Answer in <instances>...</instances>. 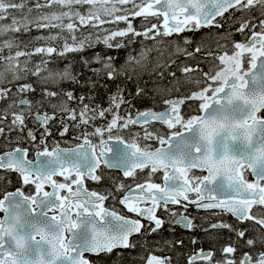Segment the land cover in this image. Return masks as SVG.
I'll list each match as a JSON object with an SVG mask.
<instances>
[{"label": "snow or ice", "instance_id": "6c2138e0", "mask_svg": "<svg viewBox=\"0 0 264 264\" xmlns=\"http://www.w3.org/2000/svg\"><path fill=\"white\" fill-rule=\"evenodd\" d=\"M224 20L233 28L214 46H192L181 35L223 29ZM33 28L49 34L27 51L20 34ZM172 37L183 44L164 39ZM134 38L140 50L123 65L97 57L104 77L130 81L146 73L168 84L137 86L134 93L117 86L107 107L56 87L69 78L77 82L67 68L51 67L57 57L101 42L119 49ZM181 83L184 93L174 95ZM38 87L43 99L33 112V102L23 97ZM148 96L154 103L158 98L160 110L137 109L134 116L124 110ZM45 100L50 113L43 110ZM0 105V137L11 143L8 133H23L29 141L0 149V173L15 174L21 185L9 191L2 186L10 181L0 177V264H94L91 257L135 248L134 236L160 230L165 220L158 211L176 215L170 205L218 210L259 231L249 235L247 228L212 223V229L234 232L247 250L237 256L229 243L217 258L201 248L188 264L197 258L203 264H264V0H0ZM31 119L43 129L39 141L28 129ZM57 121L62 137L80 129L75 147L49 146ZM102 166L122 170L134 186L90 189L88 182L104 179ZM110 200L136 218L106 207ZM177 222L194 226L187 215ZM146 264H171V258L150 255Z\"/></svg>", "mask_w": 264, "mask_h": 264}, {"label": "trees", "instance_id": "16d2710c", "mask_svg": "<svg viewBox=\"0 0 264 264\" xmlns=\"http://www.w3.org/2000/svg\"><path fill=\"white\" fill-rule=\"evenodd\" d=\"M226 20L223 21L225 27L223 29H218L214 30L215 33L212 34L210 31L213 28H202L197 32L194 33H186V34H181L189 36L192 41L193 45L195 46L196 44H202L203 46H211L210 43L208 45L206 44L209 38L214 37L217 34L224 33L226 34L229 30H231L233 27L227 26ZM139 22V20H134V26ZM115 27V26H111ZM56 30H53V33ZM86 34V33H85ZM67 35V33H65ZM220 36V35H218ZM234 39H242V37L239 34H234L233 36ZM135 42L134 43H129L128 46L132 47V50L137 48V45L140 43V38H134ZM177 39L176 37L172 38H167L168 41H170V44H174L173 41ZM206 40V43L203 41ZM180 41V40H178ZM30 40H28V43ZM71 43V41H69ZM127 45L123 48H112L109 49L107 48L102 42L98 44H94L93 47L91 48H86L85 51L80 52V53H73L67 55L64 60H67L71 68V75L76 78L77 82H73L72 80H69V82L64 83L61 85L59 88L62 92H67V91H72L75 95L77 96H84L87 99H85V103H93L95 105H100L107 107L108 106V100L111 97V95L116 91L117 86L126 89L128 93H134L136 90L137 86L140 87H146L147 89H154L157 84L164 85L168 84V80L165 79L163 81H158L157 78L153 75L150 76L146 73H141L139 77H135L133 80L130 81H111L108 80L104 75H99L95 71H91L93 69V66H96V64L92 63V59L97 60V57H104L105 55L111 56L114 61L118 65H120L124 60H126L127 54H128V48L131 49V47H128ZM22 48L25 46L21 45ZM28 50V48L24 49ZM116 54V56H114ZM99 55V56H98ZM184 63H192V61L188 62V60H184ZM124 63V62H123ZM203 63V61L201 62ZM88 65V66H87ZM87 66V67H86ZM178 75V73H177ZM37 91H42V88H37ZM174 95H182L178 93H173ZM31 97L32 95H28ZM131 99V97H129ZM31 99H38L41 100L40 96L31 97ZM133 104L134 108H125V111H129L135 115L136 110H144L145 108L148 107H154L157 110L161 109V105L158 102H153L151 96L145 97L143 100H138V99H133ZM71 106L77 107L78 106V101H70L69 102ZM45 111L49 112L50 111L45 107ZM98 123H103L102 121H98ZM56 128H54L55 134L60 136V128L61 125L59 121L56 122ZM80 134V129L76 128H70L69 133L65 135V141L66 142H78L74 137L78 136ZM22 139H25L26 137L22 133L21 135ZM48 144H51V142H48ZM11 181H13V177H11ZM13 186V184H12ZM228 223V222H227ZM235 222L229 219V224H234ZM167 228V227H166ZM166 228L163 227L162 230L155 232V233H147L148 236H150L149 239H146L144 242V247L146 246L147 242L150 245L151 242L152 244H157L160 245L161 250H154L152 247H149L148 249H144L141 252H138L135 257L132 254L135 252L132 249L127 251V258L128 262L126 261L125 264H142L144 261V258L147 254H149V250H152L153 253L150 254H156V255H165L171 258V264H184L186 260H188V257L190 254L194 251H196L197 248H194L191 245V239L190 235L188 236L189 232L181 231L179 230L178 227L171 225V229L169 231H166ZM146 234V236H147ZM145 235V234H144ZM220 235H224L222 232ZM141 236V235H140ZM188 237V238H187ZM179 241H183L182 244L178 243ZM233 242L235 241V237L232 235L231 237H226L223 240V244L225 242ZM137 246V245H136ZM165 251V253H164ZM222 252V250H220ZM149 257V255L147 256ZM191 257V256H190ZM116 264H123L121 262V259H119Z\"/></svg>", "mask_w": 264, "mask_h": 264}, {"label": "flooded vegetation", "instance_id": "af4514ba", "mask_svg": "<svg viewBox=\"0 0 264 264\" xmlns=\"http://www.w3.org/2000/svg\"><path fill=\"white\" fill-rule=\"evenodd\" d=\"M139 45H137V49H138ZM114 56H116V54ZM97 67H98L97 65L93 66V69L94 68L96 69L94 71L102 76L103 75V69H97ZM36 94L37 93H35L34 96H36ZM28 95H32V94H28ZM23 98H25L27 100H31L32 102L38 101V100L31 99V97H29V96L28 97L25 96ZM32 110H33V112H35L37 110V107H33ZM48 110L51 112V109H48ZM27 123H28V129H31L37 135V141H39L40 134L43 131V129L38 127V125L34 119L29 120ZM55 126H56V122L51 125V129H52L53 134H52V136L48 137V142H51V144H49V146L51 147L55 144H59L60 147H66L65 145H63L60 142L61 139H65V137L64 136L62 137L61 135L59 136V135L55 134V131H56L54 129V128H56ZM8 136L12 142L8 143L3 137H0V143L4 145V148L0 147V149L10 150L12 147L18 146L16 144V141H18V140L20 141L19 146H29L28 139L27 138L22 139L20 134L13 132V133H8ZM76 144H77V142L73 143L71 145V147L76 146ZM67 148H69V147H67ZM99 173L103 174L104 179L99 184H97L96 182H91V181L88 182V187L90 189L97 190L100 192H104L106 190H113L114 188H112L111 184L114 182V180L117 182L119 181V183L123 182L124 184L131 185V186H134V183H135L134 181L130 182V179L127 177H124L123 174H120L119 172L107 169L103 166L101 167L100 170H98V174ZM0 174H2L3 176H6L7 180L10 182H11V177H13V181H14L13 186L10 185L7 187H2V188H7V190H9V191H14L16 187L21 186L19 184L18 179H17L15 174H4V173H0ZM2 188L0 190H2ZM25 191L27 192L28 189H25ZM117 199H119V197ZM105 206L109 207L110 209L114 208L116 211L120 212L121 214L128 215L132 218H136L135 215H133L132 213H127L124 206H122L121 204H119L116 201L110 200V201L106 202ZM177 207H179V206H177ZM254 211H255V209H254ZM186 212H187L188 216L191 215V216H189V218L192 220V223L194 225L191 229H188V230H190L188 233V236L190 235L189 237L191 239V245L194 248H197L196 251H194L190 254L191 257L195 253H197L199 249L203 248L205 251H208V250L214 251L217 254V258H219L221 256L220 250H222V248L227 246V244H229V243H231L237 247V249H238L237 253H236L237 256H241L243 251L247 250V246L243 243V241L238 239V237L236 236V234L234 232H230L228 229H224V228L212 229L210 227V225L212 223L219 222L218 218L213 217L212 215L219 214L220 212H205V211L199 210L198 208H196L195 206H192V205L188 206ZM196 218H200L201 224L197 225L198 221L196 220ZM227 218L235 222L233 224L235 227H237L239 229L247 228L249 235H252L253 233H255L256 235H259V231L255 226H253L251 224L239 223L238 221L233 220L230 216H228ZM174 222H175V219L173 221V225H174ZM182 231H184V230H182ZM222 232L224 233V235H220ZM232 235L235 237V241L225 242L224 244L222 243L226 237H231ZM142 238H143L142 235L141 236L139 235V236H136L135 238H132L134 243L137 245L135 248H132L133 251L135 250V251H139L142 253V251L144 249H146V248L148 249L149 247H152L154 250H158V249H156V246H158L157 244L151 243L149 245L147 243L146 246L144 247L145 240H143ZM193 240H195L196 243H193L192 242ZM128 250H130V249H116L111 254H108V255L102 254L99 257L94 256L91 258L94 260V264H110V262L108 260H112V259L113 260L111 262L118 261L119 259H121V262L123 264H125L126 259H127V255H128L127 254ZM160 250H161V248L158 251H160ZM149 252L153 253L152 250H149ZM150 253L145 256L142 264H144L148 255L149 256L150 255H156V254H150ZM164 253H165V251H164ZM158 256H165V255L163 254V255H158ZM190 256L188 257V260H186L184 264H188ZM103 259H105V261H103ZM196 264H203V262H201L199 259H197Z\"/></svg>", "mask_w": 264, "mask_h": 264}, {"label": "rangeland", "instance_id": "374dc122", "mask_svg": "<svg viewBox=\"0 0 264 264\" xmlns=\"http://www.w3.org/2000/svg\"><path fill=\"white\" fill-rule=\"evenodd\" d=\"M17 15H19V14H17ZM226 22V24H227V26H229V27H233V25L228 21V20H226L225 21ZM111 26H113V25H105L104 27L105 28H111ZM120 27H123V25L121 24L120 25ZM136 27H137V29L138 30H140V22H138L137 24H136ZM214 30H218L217 28H213V29H211V33L212 34H214L215 33V31ZM49 33H48V30H37V29H35V28H33V30L31 31V32H28V33H22V34H20V41H21V45H23V46H25L24 47V49H26V48H28V50L27 51H31V49H32V47L35 45V46H39L40 44H43V43H45V41L44 40H41V39H39L40 37H43V36H46V35H48ZM219 34H217V35H215L214 37H212V38H209V40L207 41V43H206V40H203L207 45H208V43H210L211 44V46H214L215 45V43H216V41L217 40H220L221 39V36H218ZM165 39V38H164ZM28 40H30V42L28 43ZM144 44H150L151 42L150 41H147V40H145L144 42H143ZM173 43L174 44H177V43H179V44H183V41L182 40H180V41H178V39H175L174 41H173ZM173 44V45H174ZM127 46H128V44H127ZM128 47H131V46H128ZM161 47H162V49L164 50V52L167 54V52H168V49H167V45H161ZM140 50V45L138 46V49L137 48H135V49H133L132 50V47H131V49L130 48H128V55H127V57L129 56V55H135L138 51ZM69 54H73V53H69ZM69 54H67V55H69ZM127 57H126V59H127ZM22 60L24 59V58H21ZM34 59H36V58H34ZM189 61V60H188ZM37 62H38V60H37ZM123 62H125V60H124V58H123V61H122V63L120 64V65H122L123 64ZM190 62V61H189ZM92 63L93 64H96L98 67H97V69H103V65L101 64V63H98L97 62V60H95V59H92ZM69 64L70 63H68L67 62V60H64L63 58H59V57H57V59H56V61L54 62V64H52L51 65V67H56V68H59V69H62V68H67L68 70H69V72L71 73V68H70V66H69ZM88 66V65H87ZM86 66V67H87ZM94 70H96L95 68L94 69H91V71L93 72ZM181 74L178 72V77L180 76ZM34 79V78H33ZM69 80H71L70 78L69 79H66L64 82H63V84L64 83H67V82H69ZM61 85L62 84H57L56 85V87L58 88H60L61 87ZM175 87H177V88H179L180 89V91L179 92H176V93H178V94H183L184 93V86H183V84L181 83V84H177V85H175ZM43 91V90H42ZM42 91L40 92V91H37L36 93H37V96H40L41 97V100L43 99V97H42ZM13 95L14 96H16V98H17V101L19 100V99H21V97L15 92V90H13ZM26 97H28V94L26 95ZM31 97H35L34 95H32ZM33 100H38V99H33ZM41 100H38V101H33V107H37V102H40ZM53 103H56L57 102V99L56 98H54L53 99V101H52ZM3 105H0V107H2ZM45 107L47 108V109H51V106L47 103V101L45 100L44 101V108L43 109H45ZM158 127H159V125H158ZM134 131H140V128L139 127H136L135 129H134ZM20 135H22V133H20ZM64 141V139H61V141L60 142H63ZM64 143L65 144H69V145H71V143H68V142H66V141H64ZM77 143H79V141L77 142ZM149 143H151V142H149ZM0 147H2V148H4V145L3 144H1L0 143ZM153 147H159V145L158 144H153ZM105 174V173H104ZM159 175V174H158ZM3 175L2 174H0V177H2ZM130 179V178H129ZM140 179L141 180H143V175L141 174V176H140ZM133 180H131L130 179V182H132ZM156 182H161L159 179H157L156 180ZM12 184H14V181H11L10 183H7V184H4L2 187H7V186H10V185H12ZM119 184V181L117 182V181H115L114 180V182L111 184L112 185V188H115L116 187V185H118ZM1 189V188H0ZM175 213H176V215L175 216H172V215H169V213L168 212H165V211H158V213H157V215H159V216H161L164 220H165V224H164V226L163 227H167L166 228V231H169L170 229H171V225H173V221H174V219L175 218H177V217H179V216H181V215H187V212H186V210L183 208V207H181V206H179V207H171V206H169ZM188 216V215H187ZM189 216H191V215H189ZM188 216V217H189ZM213 217H217L218 218V220H219V222H223V223H227L228 222V224H229V219L227 218L228 216H231V215H229V214H226V213H219V214H215V215H212ZM196 220L198 221V224L197 225H199V224H201L200 223V218H196ZM219 222H217V223H219ZM162 230V229H161ZM180 230V229H179ZM159 231V230H158ZM157 231V232H158ZM182 231V230H181ZM185 232H189L190 230H184ZM146 234L147 233H145V235L143 234L142 236H143V240H146V239H149L150 237L148 236V234H147V236H146ZM148 243V242H147ZM152 243V242H151ZM160 245H158V246H156V249H160ZM139 251H135V252H133L132 254L134 255L133 257H135L136 255H137V253H138ZM129 258V257H128ZM128 258L126 259V261L128 262ZM113 260V259H112ZM112 260H108L109 262H110V264H116V262L117 261H114V262H111ZM103 261H105V259H103Z\"/></svg>", "mask_w": 264, "mask_h": 264}, {"label": "water", "instance_id": "95a60500", "mask_svg": "<svg viewBox=\"0 0 264 264\" xmlns=\"http://www.w3.org/2000/svg\"><path fill=\"white\" fill-rule=\"evenodd\" d=\"M137 127H139V126H137ZM105 168H107V167H105ZM107 169H113V168H107ZM113 170H115V171H117V172H119L120 174H123V172H122V170H118V169H113ZM162 182V181H161ZM123 206V205H122ZM199 210H202V211H211V210H204V209H199ZM215 211H218V210H215ZM133 215H135V214H133ZM233 219H235V217H233V216H231ZM180 218V217H179ZM179 218L178 219H176L175 220V222H174V224H175V226L176 227H178V228H180V229H182V230H188L189 228H186V227H184V225H183V222H180V223H178L177 221L179 220ZM236 220V219H235ZM237 221V220H236ZM138 236V235H137ZM134 237H136V236H134ZM133 237V238H134ZM116 250V249H115ZM198 259V258H197ZM144 264H146V261L144 262Z\"/></svg>", "mask_w": 264, "mask_h": 264}, {"label": "bare ground", "instance_id": "6f19581e", "mask_svg": "<svg viewBox=\"0 0 264 264\" xmlns=\"http://www.w3.org/2000/svg\"><path fill=\"white\" fill-rule=\"evenodd\" d=\"M135 238V237H134Z\"/></svg>", "mask_w": 264, "mask_h": 264}]
</instances>
